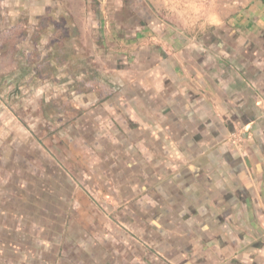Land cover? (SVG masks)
<instances>
[{
	"label": "crops",
	"instance_id": "crops-1",
	"mask_svg": "<svg viewBox=\"0 0 264 264\" xmlns=\"http://www.w3.org/2000/svg\"><path fill=\"white\" fill-rule=\"evenodd\" d=\"M255 23L258 35L173 34L135 72H105L72 102L71 137L54 120L61 145L39 128L48 111L0 112V264H264Z\"/></svg>",
	"mask_w": 264,
	"mask_h": 264
},
{
	"label": "rangeland",
	"instance_id": "rangeland-1",
	"mask_svg": "<svg viewBox=\"0 0 264 264\" xmlns=\"http://www.w3.org/2000/svg\"><path fill=\"white\" fill-rule=\"evenodd\" d=\"M259 16L264 0H0V70H8L0 79V112L48 111L38 125L59 144L55 138L64 135L54 120L62 117L71 137L67 126L80 111L72 102L80 90L100 88L105 72H135L139 55L171 51L173 34L182 41L218 32L258 35Z\"/></svg>",
	"mask_w": 264,
	"mask_h": 264
}]
</instances>
